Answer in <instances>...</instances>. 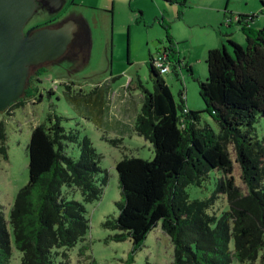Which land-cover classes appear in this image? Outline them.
<instances>
[{
  "label": "trees",
  "instance_id": "obj_1",
  "mask_svg": "<svg viewBox=\"0 0 264 264\" xmlns=\"http://www.w3.org/2000/svg\"><path fill=\"white\" fill-rule=\"evenodd\" d=\"M163 1L184 4L186 0ZM249 17L254 18L238 14L237 23ZM241 30L244 45L227 39L230 50L222 45L206 52L207 74L197 80L205 104L202 111L186 107L183 90L178 101L174 99L150 57L153 90L142 87V106L133 130L152 144L153 157L123 156L115 163L118 214L102 222L116 231L113 240L131 241L124 264L133 262L158 223L173 243L168 264H264V136L259 138L254 128L256 120L264 118V27L254 29L244 22ZM167 41L165 51L173 71L175 66L184 67L192 75L191 67L178 58L168 32ZM32 81L5 111L10 114L24 103ZM202 112L217 122L218 133L208 124L201 125ZM61 121L48 112L31 128L26 145L28 180L18 189L8 219L0 205V264H9L11 235L20 252L19 264H68L67 250L89 229L83 202L101 197L107 171L99 165L101 156L89 137L66 129ZM69 144L77 146L78 158L67 153ZM228 144H233L245 191L231 174ZM4 159L6 132L0 120V160ZM211 170L222 173L213 195L190 198L186 186H201ZM74 189L82 201L67 198ZM218 194H225L228 201V209L219 216L210 212Z\"/></svg>",
  "mask_w": 264,
  "mask_h": 264
},
{
  "label": "rangeland",
  "instance_id": "obj_2",
  "mask_svg": "<svg viewBox=\"0 0 264 264\" xmlns=\"http://www.w3.org/2000/svg\"><path fill=\"white\" fill-rule=\"evenodd\" d=\"M62 14L86 23L89 47L74 63L44 64L39 81L31 83L24 103L13 107L10 114L0 111L7 146V159L0 160V205L8 219L18 189L28 180L26 145L31 128L53 112L62 117L66 129H77L80 136L89 137L101 156L99 165L107 171L101 197L83 202L89 229L82 241L67 250L68 264H124L131 241L113 240L111 236L116 231L103 227L102 222L118 214L115 203L120 198V189L115 163L123 156L153 157L152 144L133 130L142 106V87L153 90L147 65L150 57L156 58L158 52L168 48V32L178 58L193 71L190 75L184 67L175 66L176 73L161 76L176 101L178 92L183 90L186 107L202 111L205 104L199 96L197 80H204L207 74V50L222 45L230 50L227 39L244 45L241 30L244 22L254 29L264 27V0H186L184 4L163 0H63L58 16ZM238 14L254 18H241L237 23ZM48 18L50 12L39 10L30 23ZM94 84H101L104 94L95 102ZM200 115L201 125L208 124L213 133H218L217 122L206 112ZM254 128L258 137H263L264 118H258ZM227 149L235 184L245 191L233 144H228ZM66 151L73 158L79 156L75 144H69ZM221 176L220 171L211 170L201 186H186L189 197L209 199ZM66 196L82 201L76 189ZM227 209L225 194L214 197L210 212L219 216ZM82 247L83 254L79 255ZM172 256L173 243L158 223L134 254L131 264H168ZM19 262L20 252L11 235L9 264Z\"/></svg>",
  "mask_w": 264,
  "mask_h": 264
},
{
  "label": "water",
  "instance_id": "obj_3",
  "mask_svg": "<svg viewBox=\"0 0 264 264\" xmlns=\"http://www.w3.org/2000/svg\"><path fill=\"white\" fill-rule=\"evenodd\" d=\"M37 1L0 0V111L22 95L29 68L59 58L76 31L74 23L24 31Z\"/></svg>",
  "mask_w": 264,
  "mask_h": 264
},
{
  "label": "flooded vegetation",
  "instance_id": "obj_4",
  "mask_svg": "<svg viewBox=\"0 0 264 264\" xmlns=\"http://www.w3.org/2000/svg\"><path fill=\"white\" fill-rule=\"evenodd\" d=\"M57 1L61 2V7L57 10H54L53 7L57 3ZM62 4H63V0L37 1L38 6L35 12L39 10L48 11L50 12V18L30 23V18L32 17L31 16L24 26L23 30L26 31L30 28H32V30L42 27L53 28V27L61 26L62 24H70V23H74L76 25V31L74 32L72 39L67 44L64 53L59 58H57L56 60L43 62L36 66H31L29 68L28 77L26 80V82L28 81V83L30 82L31 78L33 79V81L34 79L39 80L38 76L40 75L41 69L43 68L44 64L59 63L61 65L63 62L74 63L77 60V58L84 55L88 50L90 40H89V31H88V27L86 26V23L82 19L76 18L74 16L65 15V14L58 16V13L62 8ZM161 53H167V51H165L164 49L163 51H160L157 54H161Z\"/></svg>",
  "mask_w": 264,
  "mask_h": 264
},
{
  "label": "built area",
  "instance_id": "obj_5",
  "mask_svg": "<svg viewBox=\"0 0 264 264\" xmlns=\"http://www.w3.org/2000/svg\"><path fill=\"white\" fill-rule=\"evenodd\" d=\"M154 67H158L160 74H165L173 71V62L168 59L167 53L157 54L156 58H152ZM184 109L183 111H185Z\"/></svg>",
  "mask_w": 264,
  "mask_h": 264
},
{
  "label": "crops",
  "instance_id": "obj_6",
  "mask_svg": "<svg viewBox=\"0 0 264 264\" xmlns=\"http://www.w3.org/2000/svg\"><path fill=\"white\" fill-rule=\"evenodd\" d=\"M191 67V66H190ZM191 71L192 68H191ZM94 86H97L96 88H94V93H93V98H92V101L95 102V99L96 98H102L104 97V94H103V90H102V85L101 84H94ZM101 103V101H99V104Z\"/></svg>",
  "mask_w": 264,
  "mask_h": 264
}]
</instances>
